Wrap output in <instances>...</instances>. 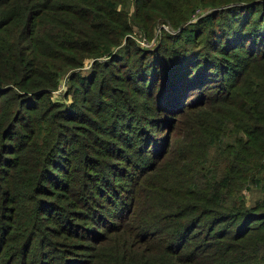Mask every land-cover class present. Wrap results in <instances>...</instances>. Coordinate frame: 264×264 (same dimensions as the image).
<instances>
[{"label":"trees","instance_id":"16d2710c","mask_svg":"<svg viewBox=\"0 0 264 264\" xmlns=\"http://www.w3.org/2000/svg\"><path fill=\"white\" fill-rule=\"evenodd\" d=\"M131 3L0 0V264H264V0Z\"/></svg>","mask_w":264,"mask_h":264},{"label":"rangeland","instance_id":"374dc122","mask_svg":"<svg viewBox=\"0 0 264 264\" xmlns=\"http://www.w3.org/2000/svg\"><path fill=\"white\" fill-rule=\"evenodd\" d=\"M127 3H128V9H129V12H131V10H132V3H131V0H127ZM204 9L202 8L200 11H203ZM200 11H198L196 14H194L192 17L194 18L196 15H198V13L200 12ZM159 29H162V30H165V31H167V32H170V33H172L173 31L168 27V25H166L165 23H159L157 26H156V31H158ZM140 33H139V29H137V27H135V26H133L132 27V33H131V35H132V39H134L135 40V42L139 45L141 42L143 43V45H144V39L143 38H141L140 37V35H139ZM156 43V42H155ZM152 44V41H151V43H149V46ZM154 45V44H153ZM153 45H151L150 46V48L149 49H151V48H153L152 46ZM148 46V47H149ZM82 71V73L83 74H86V72H87V68L85 67L84 68V70H81ZM64 77L65 76H63V78L61 79V83H60V88L61 87H63V82H64ZM60 90H62V88L60 89ZM59 91V90H58ZM261 185V184H260ZM260 186H258V187H251L250 188V190L249 189H246V190H244L243 191V195H244V199L248 202V203H250L251 201H253V199H255V198H257V196H259L260 195ZM75 223H80V225H85V223H83L82 221L81 222H79L78 220H76V222ZM86 226V225H85ZM84 226V227H85ZM86 234H87V231H86ZM89 252L88 251H85L84 252V254L83 255H89L88 254Z\"/></svg>","mask_w":264,"mask_h":264},{"label":"built area","instance_id":"2783aa9c","mask_svg":"<svg viewBox=\"0 0 264 264\" xmlns=\"http://www.w3.org/2000/svg\"><path fill=\"white\" fill-rule=\"evenodd\" d=\"M140 45H141V46H148V44H147V43H144V45H143V43H142V42L140 43Z\"/></svg>","mask_w":264,"mask_h":264}]
</instances>
